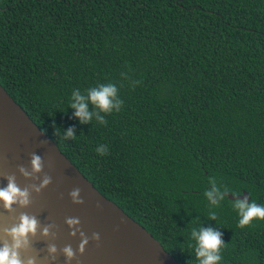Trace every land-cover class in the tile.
<instances>
[{
    "label": "trees",
    "instance_id": "1",
    "mask_svg": "<svg viewBox=\"0 0 264 264\" xmlns=\"http://www.w3.org/2000/svg\"><path fill=\"white\" fill-rule=\"evenodd\" d=\"M108 83L120 111L81 125L73 91ZM0 84L178 262L197 264L200 227L219 264H264V220L239 228L235 199L204 195L214 178L264 205V0H0Z\"/></svg>",
    "mask_w": 264,
    "mask_h": 264
},
{
    "label": "water",
    "instance_id": "2",
    "mask_svg": "<svg viewBox=\"0 0 264 264\" xmlns=\"http://www.w3.org/2000/svg\"><path fill=\"white\" fill-rule=\"evenodd\" d=\"M32 153L43 157L45 166L40 175H50L52 182L38 195L33 194L32 204L26 209L14 208L13 213H7L0 204V230L11 227L21 212L36 215L42 226L53 224L55 239L41 240L38 233L32 254L43 258L47 256V245L54 243L56 259L38 260L37 264H65L59 250L68 244L73 250L77 248L79 237H69L64 223L68 217H78L87 236L100 233L99 246L89 240L84 254L70 264H181L144 227L100 194L0 84V188L7 185L5 174H16L21 188L39 183V179L24 180L16 171L20 165L28 166ZM76 187L81 189L82 205H73L69 199V192ZM246 197L250 199L246 192L236 197L227 195L229 200Z\"/></svg>",
    "mask_w": 264,
    "mask_h": 264
},
{
    "label": "clouds",
    "instance_id": "3",
    "mask_svg": "<svg viewBox=\"0 0 264 264\" xmlns=\"http://www.w3.org/2000/svg\"><path fill=\"white\" fill-rule=\"evenodd\" d=\"M139 81L136 82V85ZM118 88L112 83L100 84L87 90L86 95H81L79 89L73 91L69 108L74 110V117L81 125L88 124L95 119L97 123L105 125L107 120L105 116L113 112H119L123 101L117 99ZM74 101V102H73ZM89 105L94 109L90 112ZM55 128V125H53ZM54 135L64 141L75 139L74 129L68 128L66 131L56 128ZM98 155H107L108 146L99 145L96 148ZM44 159L35 153L30 154L27 167L20 165L17 172L24 180L36 181L39 183L26 184L23 188L17 183L16 174H5L3 176L7 181L6 187L0 188V204L7 213H13L14 208L26 209L32 204L33 194H39L51 182L52 178L48 174L40 175L44 169ZM51 167V162L49 163ZM211 190L205 192V196L212 206H218L220 201L225 200L230 193L227 188L217 186L216 180L210 179ZM69 199L73 205H82L84 203L81 197V189L73 188L69 192ZM239 196V195H238ZM236 197V196H233ZM233 208L237 212L239 220L238 227L245 228L250 226L254 220H264V205H258L250 201L247 197L244 199H235ZM100 208V205H97ZM217 215L215 212L209 213V220L215 221ZM69 229V237H79V244L73 250L70 244L61 248L60 254L64 257L65 264H70L78 255H83L89 240L99 246L100 233L94 232L91 237L87 236L80 227L78 217H68L64 221ZM53 224L41 225L36 215H30L27 212H21L16 217V222L11 227H5L0 230V264H37L38 260L42 262H51L56 259L57 246L49 243L46 248L47 256L41 258L33 255L34 241L37 234L41 240L55 239ZM191 241L188 245L193 248L197 259V264H219L222 259L221 250L225 246L221 232L213 228H193L191 231ZM194 242V243H193Z\"/></svg>",
    "mask_w": 264,
    "mask_h": 264
}]
</instances>
